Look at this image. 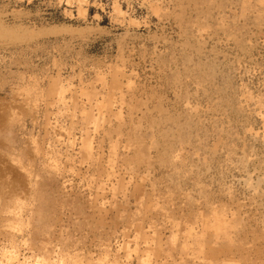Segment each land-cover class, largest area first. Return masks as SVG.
Instances as JSON below:
<instances>
[{"label":"rangeland","instance_id":"1","mask_svg":"<svg viewBox=\"0 0 264 264\" xmlns=\"http://www.w3.org/2000/svg\"><path fill=\"white\" fill-rule=\"evenodd\" d=\"M0 264H264V0H0Z\"/></svg>","mask_w":264,"mask_h":264}]
</instances>
